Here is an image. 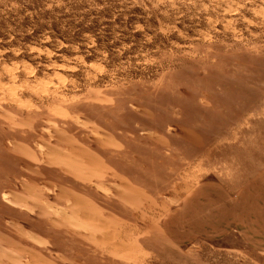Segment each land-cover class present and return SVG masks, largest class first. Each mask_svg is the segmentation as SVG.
<instances>
[{
    "label": "rangeland",
    "instance_id": "rangeland-1",
    "mask_svg": "<svg viewBox=\"0 0 264 264\" xmlns=\"http://www.w3.org/2000/svg\"><path fill=\"white\" fill-rule=\"evenodd\" d=\"M253 188L264 0H0V264H264Z\"/></svg>",
    "mask_w": 264,
    "mask_h": 264
},
{
    "label": "crops",
    "instance_id": "crops-1",
    "mask_svg": "<svg viewBox=\"0 0 264 264\" xmlns=\"http://www.w3.org/2000/svg\"><path fill=\"white\" fill-rule=\"evenodd\" d=\"M254 194H260V197L254 200L250 199L252 201V203L250 204H246V203H241L239 204L240 206H238L236 203L235 204H227L226 203H222V207L221 208V212L223 211V213H221L222 218H225V216H227L226 218L227 223L223 224V225H227V229L230 230H235V229H239L242 228L243 225H247L248 228H246L247 231H252L251 233H249V236L253 237V240L256 242L259 241H264V230L262 232H258L256 233L255 229H259L264 227V196L261 197V195H263V193L258 192V190L256 191L254 188L252 189ZM263 191V190H262ZM254 200V201H253ZM245 205H251L252 208H245ZM255 210L254 214L252 215H248L247 218H243L240 213H237L235 216L231 215L228 216L229 214L226 213V215L224 214L225 211H231V212H239V211H243V210ZM242 217V218H240ZM264 248V247H263Z\"/></svg>",
    "mask_w": 264,
    "mask_h": 264
}]
</instances>
